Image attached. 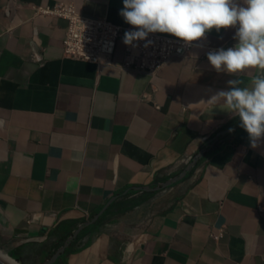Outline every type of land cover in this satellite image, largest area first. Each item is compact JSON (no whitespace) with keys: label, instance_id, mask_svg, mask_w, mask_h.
<instances>
[{"label":"crops","instance_id":"crops-1","mask_svg":"<svg viewBox=\"0 0 264 264\" xmlns=\"http://www.w3.org/2000/svg\"><path fill=\"white\" fill-rule=\"evenodd\" d=\"M58 1L132 27L121 0H0V243L62 247L51 264H264V138L212 99L258 73L205 55L233 29L148 73L120 39L100 63L63 55L66 20L34 10Z\"/></svg>","mask_w":264,"mask_h":264},{"label":"clouds","instance_id":"clouds-1","mask_svg":"<svg viewBox=\"0 0 264 264\" xmlns=\"http://www.w3.org/2000/svg\"><path fill=\"white\" fill-rule=\"evenodd\" d=\"M118 9L125 23L132 26L122 35L125 45L152 44L149 33L170 34L183 44L199 42L209 31L220 33L231 27L235 43L217 46L205 53L216 72L238 73L255 68L250 86L239 87V78L229 79L227 89L212 97L223 98L220 107L238 118L250 146L264 138V0H121ZM228 131H233L230 127Z\"/></svg>","mask_w":264,"mask_h":264},{"label":"built area","instance_id":"built-area-1","mask_svg":"<svg viewBox=\"0 0 264 264\" xmlns=\"http://www.w3.org/2000/svg\"><path fill=\"white\" fill-rule=\"evenodd\" d=\"M35 13L62 17L66 20V29L62 44L63 55L80 60L100 63L108 57L118 39L122 40L124 31L129 26L109 22L105 18L82 15L74 9L71 2H53L35 6ZM146 39L152 44L143 47L138 41L136 47L123 45L122 66L134 70L153 73L171 55H184L192 43L183 44L175 37L159 33H149ZM259 210H264V200L257 203ZM221 230L210 232V236L218 238Z\"/></svg>","mask_w":264,"mask_h":264},{"label":"rangeland","instance_id":"rangeland-1","mask_svg":"<svg viewBox=\"0 0 264 264\" xmlns=\"http://www.w3.org/2000/svg\"><path fill=\"white\" fill-rule=\"evenodd\" d=\"M21 250H22L21 248L14 250L13 248H10L9 245L7 246V245L0 243V251L4 253H8V254H9V251H12L13 256L17 259V261L20 260L21 264L22 263L23 264H40L41 263V262H38L37 260V252L35 250L28 251V252L27 251L23 252Z\"/></svg>","mask_w":264,"mask_h":264},{"label":"bare ground","instance_id":"bare-ground-1","mask_svg":"<svg viewBox=\"0 0 264 264\" xmlns=\"http://www.w3.org/2000/svg\"><path fill=\"white\" fill-rule=\"evenodd\" d=\"M0 260L5 264H21L16 259L11 257L8 253H4L0 251Z\"/></svg>","mask_w":264,"mask_h":264},{"label":"water","instance_id":"water-1","mask_svg":"<svg viewBox=\"0 0 264 264\" xmlns=\"http://www.w3.org/2000/svg\"><path fill=\"white\" fill-rule=\"evenodd\" d=\"M62 249H63L62 247L59 248V250H57V252H55L50 258L44 260V261L41 262L40 264H51L52 262H54L55 259H56V257H57L58 254H59V251H61ZM9 254H10L11 257L15 258V257L13 256L12 251H9ZM15 259H16V258H15ZM16 260H17V259H16ZM18 261L21 262L20 260H18ZM0 264H5V263L2 262V261L0 260ZM22 264H23V263H22Z\"/></svg>","mask_w":264,"mask_h":264}]
</instances>
